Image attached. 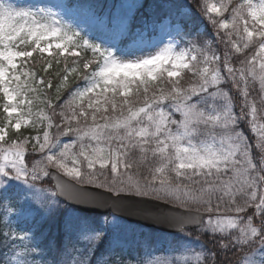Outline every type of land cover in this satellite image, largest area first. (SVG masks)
Segmentation results:
<instances>
[{
    "label": "snow or ice",
    "instance_id": "snow-or-ice-1",
    "mask_svg": "<svg viewBox=\"0 0 264 264\" xmlns=\"http://www.w3.org/2000/svg\"><path fill=\"white\" fill-rule=\"evenodd\" d=\"M0 264H264V0H0Z\"/></svg>",
    "mask_w": 264,
    "mask_h": 264
},
{
    "label": "water",
    "instance_id": "water-1",
    "mask_svg": "<svg viewBox=\"0 0 264 264\" xmlns=\"http://www.w3.org/2000/svg\"><path fill=\"white\" fill-rule=\"evenodd\" d=\"M96 211L99 213V212H101V211H103V210H96Z\"/></svg>",
    "mask_w": 264,
    "mask_h": 264
},
{
    "label": "trees",
    "instance_id": "trees-1",
    "mask_svg": "<svg viewBox=\"0 0 264 264\" xmlns=\"http://www.w3.org/2000/svg\"><path fill=\"white\" fill-rule=\"evenodd\" d=\"M22 130H24V129H22ZM245 131L247 132V129H245Z\"/></svg>",
    "mask_w": 264,
    "mask_h": 264
}]
</instances>
